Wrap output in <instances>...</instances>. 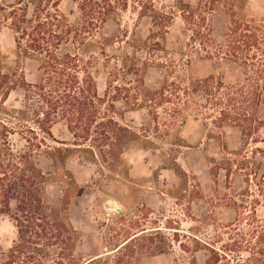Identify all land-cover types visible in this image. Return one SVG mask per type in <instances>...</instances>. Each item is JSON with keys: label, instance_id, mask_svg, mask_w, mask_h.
Here are the masks:
<instances>
[{"label": "rangeland", "instance_id": "1", "mask_svg": "<svg viewBox=\"0 0 264 264\" xmlns=\"http://www.w3.org/2000/svg\"><path fill=\"white\" fill-rule=\"evenodd\" d=\"M108 1L112 4L108 22L95 32L85 55L95 59L91 69L100 96L108 72L115 67L121 70L115 84L129 91H122L114 101L110 115L128 131L116 132L118 146L92 148L104 144L99 142L102 135L95 133L98 142L79 148L60 122L53 127L57 141L48 140L50 151L46 153L44 143L35 151L40 166L51 176L48 202L72 196L70 219L80 232L78 263L93 259L90 264L243 262L247 250L264 248V236L258 238L260 229L252 233L253 225L264 221L259 185L264 159L256 154L264 143L245 138L239 127L217 123L212 106L183 94L185 84L180 98L170 97L168 88L162 102L143 103L144 108L134 110L139 108L133 105L137 89L130 78H144V86L153 91L160 90L167 78L185 81L213 75L226 85L242 82L245 69L219 46L224 44L231 8L239 16L264 17V0ZM35 3L43 9L54 3L70 22H81L73 0H0V51L13 66L20 59L10 11L21 8L31 15ZM150 30L152 42L162 45L142 48L150 41ZM132 64L144 67L143 71H128ZM20 65L30 82L39 79L33 63ZM23 94L22 89L12 92L6 109H22ZM138 97L143 102L142 94ZM4 116L0 114L1 122L16 132L10 135L14 152L26 150L25 138L30 134L23 133L20 125L32 124L9 122ZM258 116L264 120V103ZM244 157L248 163L241 165ZM16 240L15 223L0 215V253ZM43 264L55 263L45 260Z\"/></svg>", "mask_w": 264, "mask_h": 264}, {"label": "trees", "instance_id": "2", "mask_svg": "<svg viewBox=\"0 0 264 264\" xmlns=\"http://www.w3.org/2000/svg\"><path fill=\"white\" fill-rule=\"evenodd\" d=\"M73 1L81 14L78 25L70 22L54 3L44 9L35 3L31 15L21 8L10 11V25L20 61L13 66L0 51V114L11 119L9 122L17 120L32 126L20 125L23 133L30 134L25 138L28 148L14 152L10 135L16 132L0 118V215L11 218L17 230L16 242L6 253H0V264H43L45 260L55 264H80L75 256L80 232L70 219L72 196H63L58 203L48 202L47 186L51 176L40 166L35 151L42 143L47 147L46 153L50 151L48 140L57 141L53 127L60 122L65 124L79 148L87 142H98L93 138L95 133L102 135L99 142L104 144H94L92 148L118 146V137L114 135L120 130L128 131L110 115L114 101L121 97L122 91H129L128 87L115 84L121 70L115 67L108 72L106 90L100 96L91 69L95 59L85 55L95 32L108 22L112 4L108 0ZM188 14H191L190 10ZM153 35L154 31L150 30V41L142 43V48L162 45L160 41L152 42ZM219 48L245 69L242 82L226 85L213 75L185 81L167 78L160 90L153 91L144 86V78H130L137 89L133 105L139 108L134 110L144 108L143 103L162 102L169 94L166 93L168 88L170 97L180 98L179 90L185 84L183 94L200 97L212 106L218 114L217 123L239 127L245 138L264 143V134L260 135L264 133V120L258 116L264 103V17L239 16L231 8L224 44ZM27 61L33 63L39 73L36 82L27 79L20 65ZM131 68L136 74L144 69L137 64H132L128 71ZM18 89L24 91L23 108L6 109L10 95ZM139 94L144 97L143 102H139ZM126 99H130L129 96ZM256 154L264 159V147H257ZM90 160L94 161V158ZM246 163L247 158L240 160L241 165ZM225 170L229 172L228 168ZM259 182L264 194V171ZM251 218L255 217L252 215ZM256 224L252 233L259 228L258 238L263 237L264 221ZM236 247L242 248L238 243ZM247 251L248 258L233 264H264V248Z\"/></svg>", "mask_w": 264, "mask_h": 264}]
</instances>
